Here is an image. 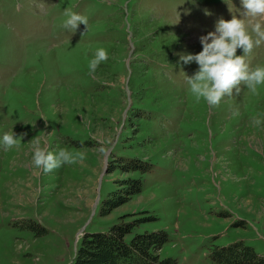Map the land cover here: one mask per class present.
Here are the masks:
<instances>
[{
	"label": "rangeland",
	"instance_id": "rangeland-1",
	"mask_svg": "<svg viewBox=\"0 0 264 264\" xmlns=\"http://www.w3.org/2000/svg\"><path fill=\"white\" fill-rule=\"evenodd\" d=\"M65 9L87 29L65 28ZM242 11L241 0H0V264H68L84 233L123 214L141 219L127 239L165 232L159 255L176 264H216L214 247L238 240L264 256V85L209 108L185 82L198 65L179 61ZM101 47L108 59L90 73ZM248 60L264 66V43ZM10 130L22 139L5 151ZM37 138L85 158L37 174ZM127 160L150 169L123 171ZM127 178L141 191L102 215Z\"/></svg>",
	"mask_w": 264,
	"mask_h": 264
},
{
	"label": "clouds",
	"instance_id": "clouds-1",
	"mask_svg": "<svg viewBox=\"0 0 264 264\" xmlns=\"http://www.w3.org/2000/svg\"><path fill=\"white\" fill-rule=\"evenodd\" d=\"M242 17L232 16L230 20L219 19L215 31L208 32L199 38L202 50L197 54H181L179 61L184 65L195 62L198 69L193 75L186 77L189 92L197 100L203 99L209 108L219 105L225 96H232L240 92V85L244 84L252 93H256L258 85H264V66L251 67L248 57L253 49L264 43V0H241ZM64 27L75 32L79 25L88 26L85 15L65 9ZM242 49L243 54L237 55ZM108 51L97 48L94 57L89 61L90 73H95L101 63L107 61ZM46 122V117H42ZM255 125L262 123L261 119H254ZM26 135V134H24ZM22 136H17L12 130L2 137L5 151L19 149ZM108 148L102 146L99 152L102 156L108 155ZM31 164L39 172L45 174L61 167L64 164H74L83 161L84 153L72 152L61 148L58 152L49 151L48 147L41 146L39 138L32 142Z\"/></svg>",
	"mask_w": 264,
	"mask_h": 264
},
{
	"label": "trees",
	"instance_id": "trees-1",
	"mask_svg": "<svg viewBox=\"0 0 264 264\" xmlns=\"http://www.w3.org/2000/svg\"><path fill=\"white\" fill-rule=\"evenodd\" d=\"M129 163L122 167L123 171H148L150 164L144 167L137 160H127ZM111 167L107 168V171ZM142 181L139 178H127L120 181L118 188L111 191L102 202L100 213L109 214L114 208L124 204L141 191ZM129 214L118 217L104 231L84 233L76 242L73 256L68 264H176L171 257L161 258L159 251L167 241L163 231H143L131 233L141 219L127 221ZM216 264H264V256L243 243L234 241L226 246H216L211 252Z\"/></svg>",
	"mask_w": 264,
	"mask_h": 264
}]
</instances>
